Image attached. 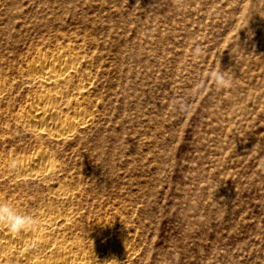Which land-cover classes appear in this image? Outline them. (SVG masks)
Instances as JSON below:
<instances>
[{
    "label": "rangeland",
    "instance_id": "1",
    "mask_svg": "<svg viewBox=\"0 0 264 264\" xmlns=\"http://www.w3.org/2000/svg\"><path fill=\"white\" fill-rule=\"evenodd\" d=\"M58 60L54 83L29 71ZM43 95L83 124L35 131ZM5 200L89 264L99 236L118 264H264V0H0Z\"/></svg>",
    "mask_w": 264,
    "mask_h": 264
},
{
    "label": "bare ground",
    "instance_id": "2",
    "mask_svg": "<svg viewBox=\"0 0 264 264\" xmlns=\"http://www.w3.org/2000/svg\"><path fill=\"white\" fill-rule=\"evenodd\" d=\"M63 62L65 61L63 60ZM63 62L59 60L55 62H38V64L32 65V70L29 71L32 73L35 71L34 73L37 74L38 80L42 85L54 83L60 79L61 76L65 75L67 67H65L66 64ZM56 102L57 98L54 95L36 97V99L30 103L25 113L21 114L20 119L23 121L26 120L35 129V131L36 129L40 130L42 127L50 125L54 128L59 127L63 130L62 133H66L73 127H79L83 124V120L82 122L81 120L76 121L73 118L57 117L53 112V108L55 107L54 103ZM60 133H53L52 138L61 136L62 133ZM43 157L44 156L39 153V155H36L35 158H27L25 161L20 162V167L24 171L31 172V175L41 176L45 170L35 172L34 170L32 171V169L35 165H44ZM44 166L42 167L44 168ZM53 225L54 221H48L41 223L38 228L31 226L20 233H12L8 231L6 224L0 222V236L2 238L0 246L7 247L8 245L9 247L10 245L13 251L12 255H14V264H89L88 261L90 260H86V256L84 257V255L79 258H74V250L75 252L81 251V248L78 247V245L75 247L73 246L72 248L67 247L68 249H65V246L63 247L62 243H58L56 245L51 243L50 245L46 238L48 233L53 228ZM103 237L104 236H99L96 239L95 246H92L96 249V254L92 256L93 258L91 260L94 264H118L120 257L125 256V250L117 244L112 245V243L110 245L109 243V245H107L109 241L107 242ZM32 252H37V254H42V256L39 258L30 256Z\"/></svg>",
    "mask_w": 264,
    "mask_h": 264
},
{
    "label": "clouds",
    "instance_id": "3",
    "mask_svg": "<svg viewBox=\"0 0 264 264\" xmlns=\"http://www.w3.org/2000/svg\"><path fill=\"white\" fill-rule=\"evenodd\" d=\"M201 49L196 47L195 52H200ZM211 79L217 89H227L232 86V78L228 71H215L211 73ZM185 112L191 110L190 104L184 102L180 105ZM17 161L13 160L9 167L16 168ZM0 222L6 224L8 231L12 233H20L36 223L35 217L30 214L19 213L13 205L8 201H0Z\"/></svg>",
    "mask_w": 264,
    "mask_h": 264
}]
</instances>
